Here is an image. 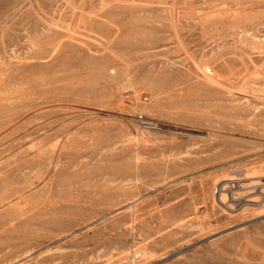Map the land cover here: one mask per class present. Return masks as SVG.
Here are the masks:
<instances>
[{"label": "rangeland", "instance_id": "1", "mask_svg": "<svg viewBox=\"0 0 264 264\" xmlns=\"http://www.w3.org/2000/svg\"><path fill=\"white\" fill-rule=\"evenodd\" d=\"M237 173L264 0H0V264H264V204L214 197Z\"/></svg>", "mask_w": 264, "mask_h": 264}, {"label": "built area", "instance_id": "2", "mask_svg": "<svg viewBox=\"0 0 264 264\" xmlns=\"http://www.w3.org/2000/svg\"><path fill=\"white\" fill-rule=\"evenodd\" d=\"M124 92L128 94V89ZM213 193L216 202L228 213H237L247 206L263 205L264 175L242 177L237 173L216 182Z\"/></svg>", "mask_w": 264, "mask_h": 264}, {"label": "bare ground", "instance_id": "3", "mask_svg": "<svg viewBox=\"0 0 264 264\" xmlns=\"http://www.w3.org/2000/svg\"><path fill=\"white\" fill-rule=\"evenodd\" d=\"M127 1H128V0H127ZM66 3H67V1H66ZM70 4H72V3H70ZM171 5H172V4H171ZM164 6H165V5H164ZM178 6H179V5H178ZM186 7H188V6H186ZM217 8H218V6H217ZM250 11H251V10H250ZM210 12H211V11H210ZM217 12H218V10H217ZM73 13H74V12H73ZM197 14H198V13H197ZM213 14H214V13H213ZM238 14H239V13H238ZM52 23H53V22H52ZM52 23H51V24H52ZM48 24H49V23H48ZM117 27H118V26H117ZM61 28H62V27H61ZM67 28H68V27H67ZM75 33H76V32H75ZM15 57H16V56H15ZM261 172H262V171H261ZM259 175H260V174H259ZM253 176H254V175H253ZM253 176H252V177H253ZM261 176H262V175H261ZM248 177H249V176H248ZM143 253H144V252H143Z\"/></svg>", "mask_w": 264, "mask_h": 264}]
</instances>
